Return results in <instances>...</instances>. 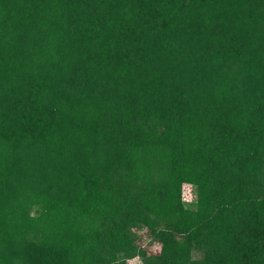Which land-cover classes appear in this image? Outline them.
<instances>
[{
    "label": "trees",
    "instance_id": "16d2710c",
    "mask_svg": "<svg viewBox=\"0 0 264 264\" xmlns=\"http://www.w3.org/2000/svg\"><path fill=\"white\" fill-rule=\"evenodd\" d=\"M134 258L264 264V0H0V264Z\"/></svg>",
    "mask_w": 264,
    "mask_h": 264
},
{
    "label": "rangeland",
    "instance_id": "374dc122",
    "mask_svg": "<svg viewBox=\"0 0 264 264\" xmlns=\"http://www.w3.org/2000/svg\"><path fill=\"white\" fill-rule=\"evenodd\" d=\"M182 199L184 201H189L191 199V194H190V188H188V186H184L183 190H182ZM129 262H131V264H137L138 263V259L134 258L131 259Z\"/></svg>",
    "mask_w": 264,
    "mask_h": 264
}]
</instances>
